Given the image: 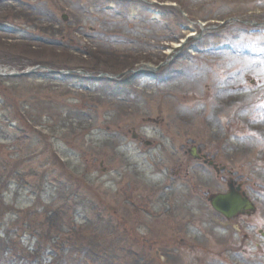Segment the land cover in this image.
<instances>
[{"label":"rangeland","instance_id":"rangeland-1","mask_svg":"<svg viewBox=\"0 0 264 264\" xmlns=\"http://www.w3.org/2000/svg\"><path fill=\"white\" fill-rule=\"evenodd\" d=\"M133 58L170 62L0 77V264H264V0H0L9 71ZM193 145L254 212L213 210L229 174Z\"/></svg>","mask_w":264,"mask_h":264},{"label":"water","instance_id":"water-1","mask_svg":"<svg viewBox=\"0 0 264 264\" xmlns=\"http://www.w3.org/2000/svg\"><path fill=\"white\" fill-rule=\"evenodd\" d=\"M63 19L67 20V15H63ZM166 63L160 64L158 67H153L150 65L145 64L144 66L140 67L137 70H131L133 73H139V72H146V69H148L151 72L157 71L160 69L161 66L165 65ZM38 69L47 70L49 72H57V73H72V71H54L52 69H49L43 65H38L29 70L21 71V72H11V73H2L1 76H23L26 74H31L33 72L36 73ZM130 71V72H131ZM125 72L124 74H126ZM104 75V74H102ZM92 76V75H89ZM213 161H208L210 165H214V167L218 170L217 165L212 163ZM230 189L226 193H216L212 194L210 196V203L213 208L218 211L219 213L223 214L227 218H231L233 216H236L237 214L244 213L245 211L250 212L255 210L254 204L249 200V198L244 194L240 193L241 186H237L236 188L232 184H229Z\"/></svg>","mask_w":264,"mask_h":264},{"label":"flooded vegetation","instance_id":"flooded-vegetation-1","mask_svg":"<svg viewBox=\"0 0 264 264\" xmlns=\"http://www.w3.org/2000/svg\"><path fill=\"white\" fill-rule=\"evenodd\" d=\"M137 137L138 136V134H134V137ZM147 142V141H146ZM147 143H151V142H147ZM195 146V145H194ZM190 149V151H192L191 153H189V155H190V157L188 158L189 160H195V161H202L201 163H204L205 164V162H203L204 161V156L206 157V159L207 158H210L206 153H204L203 151H202V149L201 148H199V147H197L196 146V150H195V152H194V150L192 149V148H189ZM189 152V151H188ZM200 157H202V159H199ZM214 160V159H213ZM214 163H217L220 167H221V165L218 163V162H216V160H215V162ZM205 165H207V164H205ZM223 167V169H221L220 171H219V175L221 174V172H225V171H227V173L229 174V177H228V181H227V185L230 183V184H232V182H233V186L234 187H236L237 185H241V192H243L244 194H246V195H248L249 196V198H251L250 197V195L247 193V191L243 188V185H242V183L243 182H239L238 180H236L234 177H232L231 176V171L229 170V169H227V167L225 166V165H223L222 166ZM220 192H225V191H220ZM250 213L251 212H247V211H245L243 214H237V216L236 217H234V218H237V217H240V216H247V215H250ZM221 215V214H220ZM224 216V215H223ZM232 219V218H231ZM262 235H264V233L262 232Z\"/></svg>","mask_w":264,"mask_h":264},{"label":"trees","instance_id":"trees-1","mask_svg":"<svg viewBox=\"0 0 264 264\" xmlns=\"http://www.w3.org/2000/svg\"><path fill=\"white\" fill-rule=\"evenodd\" d=\"M138 61L136 60V59H131V60H126L125 61V63H127V65H125V66H123V67H126V68H122V69H124V70H126V69H129V68H133L135 65H136V63H137ZM100 64V62H97L95 65H99ZM124 70H122V71H124ZM264 124H262V125H260V126H258V128H256L261 134H262V136L264 137ZM2 240V238L0 239V241ZM39 244L37 243L36 245H34L35 247H33V253H32V255L33 256H31V257H33L34 258V256H35V259L34 260H29V262H28V264H53V262L52 261H49V263H47V259L45 258V260L43 259V258H41L40 257V251H41V249H40V246H38ZM9 249H7V250H2V252H6V251H8ZM0 251H1V249H0ZM1 255V254H0ZM1 259V258H0ZM19 260H21L22 261V258L21 259H19ZM14 262H15V260H14ZM64 264V263H63Z\"/></svg>","mask_w":264,"mask_h":264},{"label":"bare ground","instance_id":"bare-ground-1","mask_svg":"<svg viewBox=\"0 0 264 264\" xmlns=\"http://www.w3.org/2000/svg\"><path fill=\"white\" fill-rule=\"evenodd\" d=\"M170 53H172L171 50H170ZM4 69H5L4 67L0 66V73L3 72Z\"/></svg>","mask_w":264,"mask_h":264}]
</instances>
